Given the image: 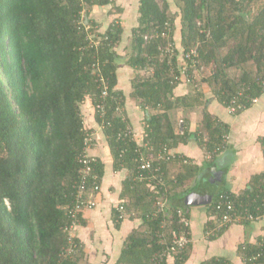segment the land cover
<instances>
[{
  "label": "trees",
  "instance_id": "16d2710c",
  "mask_svg": "<svg viewBox=\"0 0 264 264\" xmlns=\"http://www.w3.org/2000/svg\"><path fill=\"white\" fill-rule=\"evenodd\" d=\"M114 2L0 0L3 264H83L85 255L78 237L75 240L80 252L73 256L63 254L69 245L63 226L68 222L67 207L80 177L79 156L93 130L86 126L82 112L87 99L107 137L113 169L128 173L122 180L118 203H124L130 216L143 223L126 238L117 264H153L164 241L171 243L175 234L186 229L178 212L192 208L190 203H183V198L199 186L192 181H197L205 168L184 154L174 153L172 159H154L152 173L145 171L146 178L135 179L139 170L135 161L138 147L149 144V153L155 158L165 145L173 150L189 136L195 137L206 155L212 153L207 159L212 162L228 144L229 124L204 107L199 127L191 131L185 120L183 125L175 124L171 110L205 104L201 98L207 96L205 87L211 88L212 98L224 104L242 89L253 96L264 93V0H178L180 41L175 36L176 17L171 12V0H140L138 25L132 29L131 51L126 56L118 51L124 35L122 25L114 20L101 29L90 16L95 5L112 4L116 8ZM83 13L85 20L81 18ZM198 19L210 29V36L200 32ZM164 30H169V38L179 47L172 63L176 68L183 62L182 53L200 43L197 47L206 65L205 75L201 85L196 84L194 91L184 96L176 95L175 89L189 82L171 83L170 63L161 57L168 39L161 34L148 42L144 39L146 33ZM93 32H97L98 44L92 45ZM94 64L110 85L106 99L101 96L100 77ZM122 66L143 73L132 79V96L145 111L140 142L126 135L130 119L125 113H117L118 103L111 96H123L121 106H126L125 93L119 89ZM102 102L107 109L104 116L97 109ZM157 167L163 176L161 184L153 176ZM95 169L103 187L105 162L98 158ZM263 191L264 173L256 175L252 186L244 192L222 188L215 197L232 193L248 201ZM101 194L102 190L99 198ZM164 200L167 202L161 208L159 203ZM204 206L212 214L208 226H213L217 214L215 201ZM113 210L114 220L121 222L116 207ZM83 219L84 212L81 222ZM262 248L264 236L255 243L241 244L239 251L246 264H261L262 258H250ZM190 249L189 244L173 255L176 264L187 261ZM167 260L164 264H168ZM202 264L232 263L225 257H212Z\"/></svg>",
  "mask_w": 264,
  "mask_h": 264
},
{
  "label": "crops",
  "instance_id": "0c3cea01",
  "mask_svg": "<svg viewBox=\"0 0 264 264\" xmlns=\"http://www.w3.org/2000/svg\"><path fill=\"white\" fill-rule=\"evenodd\" d=\"M112 4L103 6L95 5L92 8L91 19L98 23L101 29L117 20L122 25L123 39L118 48L119 53L126 56L127 45L131 43L132 29L138 25L140 0H114ZM177 34V32H176ZM181 34V33H180ZM181 37V35H180ZM177 39V37H176ZM123 68V69H122ZM135 70L132 67L120 68V85L126 96L124 113L130 119V124L137 134V141L142 140L144 132L145 111L140 101L132 96V76ZM128 73V77L124 74ZM131 76V77H130ZM194 89L189 84H179L176 95L184 96L192 93ZM205 104L193 108L182 107L171 110V116L176 124L183 125L194 131L199 127L203 118L204 107L214 116L229 124L228 144L212 162H208L204 148L195 137H188L178 147L173 148L175 153H181L204 166V171L197 181L192 184L202 183L207 177L217 175L220 189H229L241 193L252 186L253 178L264 173V93L260 101L250 105L247 109L237 114H231L225 104L217 98H212L211 88L205 87ZM209 99V100H208ZM85 124L93 128L94 143L91 153L105 162L106 173L103 177L100 204L93 209L84 211V219L75 230L79 238L85 258L83 264H117L124 243L128 235L136 228L142 226V220L132 218L130 214L121 221L114 220V207L119 202V193L122 180L127 177V172L113 169V156L108 146L107 137L102 127L94 117L95 108L89 99L82 104ZM194 191V190H192ZM191 191V192H192ZM217 194V193H216ZM189 195V193H187ZM195 203V202H194ZM202 204V203H200ZM205 204L193 206L190 209L191 245L190 254L184 264H202L212 257H225L232 264H246L239 251L243 243H255L260 236H264V221L254 223H232L223 232L215 237L208 238L206 230L212 214L208 212ZM168 264H176L175 256L168 257Z\"/></svg>",
  "mask_w": 264,
  "mask_h": 264
},
{
  "label": "built area",
  "instance_id": "2783aa9c",
  "mask_svg": "<svg viewBox=\"0 0 264 264\" xmlns=\"http://www.w3.org/2000/svg\"><path fill=\"white\" fill-rule=\"evenodd\" d=\"M82 20H85L84 13L81 16ZM87 20V19H86ZM198 25L201 33H204L208 36L211 35L210 29L206 26L205 22L201 19H198ZM162 35L168 39L167 45L162 49L161 57L162 59H167L170 63L172 78L171 83H179L185 80L187 83L192 82L197 77L204 76L206 71V65L203 63L202 55L197 46L190 47L185 52L182 53L181 57L183 62L177 65V68L172 64L178 54V45L176 41L169 38V30L162 31L161 33L153 34H144V39L148 42L155 35ZM91 37V36H90ZM98 39H93L91 37L92 45L98 44ZM180 55V54H179ZM96 70H98V76L100 77V87H102L101 96L103 99H106L110 96V85L104 75L99 70L97 64H94ZM264 85V80H263ZM112 98L118 103L117 113L124 114V108L121 106L123 96L113 94ZM260 96H253L249 91L242 89L236 93L230 100L225 102V106L228 108L231 114H237L244 111L250 105L256 104L260 101ZM97 109L101 112V115L106 114L105 103H99ZM125 118V117H124ZM126 135H130L133 140H137V134L132 128L131 124L127 125ZM228 139V135L226 136ZM94 143V133L91 132L85 139L83 152L79 156V160L82 164L80 177L77 184L74 186L75 190L72 192V201L68 205V222L63 226V231L67 235L68 246L64 248L63 254L65 256L77 255L80 252V246L75 240V230L78 225L81 223L80 215L82 212L88 209L96 208L100 202L98 195L102 190V184L98 173H96L95 164L98 162V157L91 153V148ZM145 147V148H144ZM152 150V147L144 143L143 146L138 147L137 157L135 161L139 165V170L135 175V179H144L147 177L145 171H148L149 174L152 173L154 168V159H172L176 155L175 152L171 150L167 145H165L154 158L152 153L149 151ZM219 150V148H218ZM212 153H209L208 157H211ZM185 162L188 160L185 158ZM156 173L153 174L154 178L157 180V183H163V176L160 175V167L155 168ZM115 171V170H114ZM117 172V171H115ZM152 178V176H151ZM102 180V178H101ZM250 196V195H249ZM215 201V207L217 214L213 226L208 227L206 230V236L208 238L215 237L222 230L228 228L232 223H254L256 221H264V191L255 194L245 201L240 199L237 194L232 193H221L214 196L213 200ZM167 201H161L159 205L161 208L165 207ZM6 203L10 206V202L6 199ZM118 219H124L128 213L127 206L120 202L115 205ZM178 215L181 219V224L186 227L180 234H175L171 243L164 241V246L155 253L153 264H164L166 258L175 255L180 250L184 249L191 242V230L190 229V209H179ZM187 230V231H186ZM262 243H260V246ZM1 249V243H0ZM243 258V257H242ZM262 258L263 261L261 264H264V248L259 250L254 254L250 260H258ZM243 261L246 263V259L243 258ZM0 264H3L0 261Z\"/></svg>",
  "mask_w": 264,
  "mask_h": 264
},
{
  "label": "water",
  "instance_id": "95a60500",
  "mask_svg": "<svg viewBox=\"0 0 264 264\" xmlns=\"http://www.w3.org/2000/svg\"><path fill=\"white\" fill-rule=\"evenodd\" d=\"M219 180L217 175L210 178L205 177L200 186L183 198V203H211L216 193L220 190Z\"/></svg>",
  "mask_w": 264,
  "mask_h": 264
},
{
  "label": "rangeland",
  "instance_id": "374dc122",
  "mask_svg": "<svg viewBox=\"0 0 264 264\" xmlns=\"http://www.w3.org/2000/svg\"><path fill=\"white\" fill-rule=\"evenodd\" d=\"M170 5H171V12H172V14L176 17V32H177V34H176V32H175V36L177 37V41H180V33H181V22H180V18H179V16L178 15H180L179 14V2H178V0H171V3H170ZM178 11V12H177ZM92 15V11H91V14H90V16ZM178 16V17H177ZM97 32H93L92 33V38L93 39H96L95 38V35H97L96 34ZM98 39V38H97ZM126 51H128V53L131 51V46H129V44L127 45V48H126ZM125 67H127V66H125ZM127 68H129V66L127 67ZM123 69V68H122ZM138 74L139 75H143V73H139V72H137V71H134L133 72V76L132 77H136V76H138ZM125 76H127L128 75V73H125L124 74ZM131 77V76H130ZM127 78H129L128 76H127ZM202 78H203V76H199V77H197L196 79H194L192 82H190L189 83V86H191L192 88H194L195 87V85L196 84H200L201 85V83H202ZM133 79V78H132ZM84 105V104H83ZM176 125L177 126H179V120L178 121H176ZM193 206H202V204H200V203H191V207H193Z\"/></svg>",
  "mask_w": 264,
  "mask_h": 264
}]
</instances>
